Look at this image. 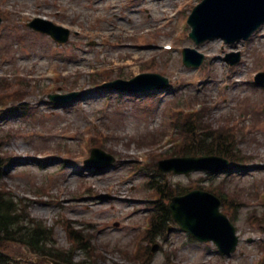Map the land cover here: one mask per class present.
I'll list each match as a JSON object with an SVG mask.
<instances>
[{
  "label": "rangeland",
  "instance_id": "obj_1",
  "mask_svg": "<svg viewBox=\"0 0 264 264\" xmlns=\"http://www.w3.org/2000/svg\"><path fill=\"white\" fill-rule=\"evenodd\" d=\"M202 1L0 0V157L6 162L0 189L51 229L56 248L73 251L76 262L260 264L264 258V85L254 79L264 71V26L248 41L216 37L197 46L187 20ZM181 5L179 19L162 25ZM35 18L70 29V40L60 44L33 30L28 24ZM143 30L151 32L143 36ZM184 49L203 54L204 63L186 67ZM228 54H240V63L229 65ZM142 73H158L170 87L137 95L99 87ZM71 93L80 96L64 104L49 98ZM197 114L202 125L231 133L238 162L213 175L161 173L159 161L182 153L177 144L185 150L197 141L180 131ZM93 148L116 162L87 166ZM153 178L174 193L218 191L240 238L237 251L223 255L175 223L150 243L147 229L160 197ZM76 233L86 238L83 248ZM8 254L17 264H51L18 245Z\"/></svg>",
  "mask_w": 264,
  "mask_h": 264
},
{
  "label": "water",
  "instance_id": "obj_2",
  "mask_svg": "<svg viewBox=\"0 0 264 264\" xmlns=\"http://www.w3.org/2000/svg\"><path fill=\"white\" fill-rule=\"evenodd\" d=\"M43 24L48 27H44ZM189 24L193 28L190 37L197 45L216 37H222L227 43L248 40L264 25V0H204L194 9ZM30 26L51 35L60 43L69 40L70 32L52 23L36 20ZM183 55L187 67H199L205 59L203 54L194 49H185ZM240 60V54L227 55V61L231 65L237 64ZM257 82L264 85V73L258 76ZM168 86L169 80L159 74H145L130 81L116 80L105 85L107 88L126 93L164 90ZM78 95L51 96V99L69 101ZM114 162L113 156L100 149H94L87 164L103 169ZM230 165L228 160L218 156H200L163 160L159 163V169L175 174L198 171L218 173ZM220 207L221 200L217 196L202 190L173 197L169 205L174 221L183 231L190 233L198 241L213 242L222 253L231 255L237 250L239 236L229 218L220 211ZM157 249L156 245L153 251ZM45 260L52 264H61L52 259L45 258Z\"/></svg>",
  "mask_w": 264,
  "mask_h": 264
},
{
  "label": "trees",
  "instance_id": "obj_3",
  "mask_svg": "<svg viewBox=\"0 0 264 264\" xmlns=\"http://www.w3.org/2000/svg\"><path fill=\"white\" fill-rule=\"evenodd\" d=\"M19 101H23V98ZM199 118V114L195 118L194 115H189L187 121L180 126L181 133L189 131L192 134L191 138L197 141H194L185 150L181 143V145L177 144V147H182L183 151L172 156L217 155L228 158L234 163L238 162L240 156L237 154L233 142L234 137L231 133L225 134L221 131H214L209 125H202V121ZM192 122L195 123L194 126H197L195 131H192L189 126ZM191 127H193V124ZM4 165H6V162L0 157V174ZM155 181L157 183V180H153L151 184L155 183ZM156 191L160 195V199L154 204L151 227L147 232V238L151 241L156 236L164 233L172 222L168 201L175 194L171 191V188L168 187L167 189V185L160 183H157ZM213 191L219 195L218 191ZM178 193H183V191ZM222 199L224 203L227 202L223 197ZM76 235L75 241L81 246L80 248H83L81 239L86 240L85 236L80 233H76ZM52 237V230L31 217L27 211V206L22 207L20 201L15 200L11 193L6 192L5 189H0V264H17L11 259L12 256L8 254L9 247L12 245L27 247L33 255L48 256L65 264H84V262H76L74 260L73 251L58 250ZM261 264H264V259Z\"/></svg>",
  "mask_w": 264,
  "mask_h": 264
},
{
  "label": "bare ground",
  "instance_id": "obj_4",
  "mask_svg": "<svg viewBox=\"0 0 264 264\" xmlns=\"http://www.w3.org/2000/svg\"><path fill=\"white\" fill-rule=\"evenodd\" d=\"M165 7H167V5H166V6H163V8H165ZM170 13H171V12H170ZM170 13H169V14H170ZM161 15L164 16V15H165V12L162 13ZM127 19H129V20L132 19V18H131V15H130ZM149 32H150V30L147 31V33H149ZM136 58H137V57H136Z\"/></svg>",
  "mask_w": 264,
  "mask_h": 264
}]
</instances>
